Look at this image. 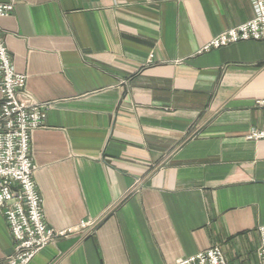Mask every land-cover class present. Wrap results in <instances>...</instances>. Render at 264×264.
I'll return each mask as SVG.
<instances>
[{
  "label": "crops",
  "instance_id": "1",
  "mask_svg": "<svg viewBox=\"0 0 264 264\" xmlns=\"http://www.w3.org/2000/svg\"><path fill=\"white\" fill-rule=\"evenodd\" d=\"M47 225L93 223L28 264H174L218 246L257 264L264 226V41L207 52L250 0H0ZM13 250L0 213V264Z\"/></svg>",
  "mask_w": 264,
  "mask_h": 264
},
{
  "label": "built area",
  "instance_id": "2",
  "mask_svg": "<svg viewBox=\"0 0 264 264\" xmlns=\"http://www.w3.org/2000/svg\"><path fill=\"white\" fill-rule=\"evenodd\" d=\"M253 18L220 33L205 44L207 52L243 41H264V0H250ZM13 3L0 4V18L10 15ZM26 76L17 73L0 36V213L11 235L13 250L3 264H28L48 245L61 238L83 233L93 223L64 230L50 228L42 199L33 180L31 135L43 127L50 103H35L25 96ZM255 105L264 108V96ZM248 140H264V130H252ZM258 263L264 264V226L258 228ZM174 264H227L220 248L212 246Z\"/></svg>",
  "mask_w": 264,
  "mask_h": 264
}]
</instances>
